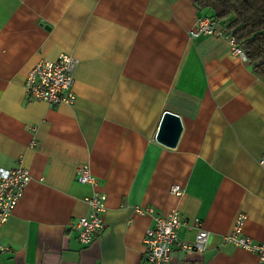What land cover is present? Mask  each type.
<instances>
[{"label": "crops", "instance_id": "1", "mask_svg": "<svg viewBox=\"0 0 264 264\" xmlns=\"http://www.w3.org/2000/svg\"><path fill=\"white\" fill-rule=\"evenodd\" d=\"M211 15L196 0H0V166L23 160L32 176L0 264H150L146 231L173 209L209 239L164 264L258 263L225 235L243 213L244 233L264 241V79L226 37L191 36ZM63 53L78 60L76 102L29 98L28 71ZM167 111L183 123L175 146L157 140ZM83 165L96 185L77 180ZM94 193L107 196L105 228L83 245L71 225Z\"/></svg>", "mask_w": 264, "mask_h": 264}, {"label": "built area", "instance_id": "2", "mask_svg": "<svg viewBox=\"0 0 264 264\" xmlns=\"http://www.w3.org/2000/svg\"><path fill=\"white\" fill-rule=\"evenodd\" d=\"M201 35L224 36L229 40L231 54L241 57L248 62L245 48L240 45L235 37L226 28L219 27V23L211 16L199 17L191 31L192 37ZM78 60L70 54L63 53L57 59H41L27 73L25 91L29 98L39 99L49 105L68 104L76 102L77 95L74 91L76 82L75 72ZM260 163L264 164V156ZM76 178L81 183L97 184L96 177L87 165L78 168ZM32 176L30 170L23 164V160L15 168L0 166V235L2 227L9 220ZM175 195L183 194L180 185L171 188ZM90 207L87 215L73 222L71 227L78 234V239L83 245H90L105 228L103 214L106 211L107 196L94 193L86 198ZM137 212L145 211L137 207ZM152 212L151 209H147ZM246 215L241 213L236 218L232 231L225 235V241L234 243L258 257L257 264H264V241H257L244 233ZM181 227L195 231L193 242H184L179 237ZM209 232L203 227L198 218L193 221L184 219L181 212L173 209L168 214L154 215V225L147 229L144 237V254L150 264H164L173 260L175 249L185 252H203L207 248ZM10 248L0 243V252H7Z\"/></svg>", "mask_w": 264, "mask_h": 264}, {"label": "trees", "instance_id": "3", "mask_svg": "<svg viewBox=\"0 0 264 264\" xmlns=\"http://www.w3.org/2000/svg\"><path fill=\"white\" fill-rule=\"evenodd\" d=\"M199 9L228 29L242 45L254 71L264 79V0H196Z\"/></svg>", "mask_w": 264, "mask_h": 264}, {"label": "water", "instance_id": "4", "mask_svg": "<svg viewBox=\"0 0 264 264\" xmlns=\"http://www.w3.org/2000/svg\"><path fill=\"white\" fill-rule=\"evenodd\" d=\"M183 123L181 117L170 111L165 112L157 140L170 146H175L182 133Z\"/></svg>", "mask_w": 264, "mask_h": 264}]
</instances>
